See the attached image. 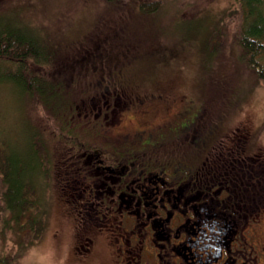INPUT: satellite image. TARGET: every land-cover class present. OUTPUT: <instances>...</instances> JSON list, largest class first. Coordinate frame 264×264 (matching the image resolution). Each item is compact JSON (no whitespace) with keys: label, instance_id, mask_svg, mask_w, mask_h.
I'll list each match as a JSON object with an SVG mask.
<instances>
[{"label":"flooded vegetation","instance_id":"af4514ba","mask_svg":"<svg viewBox=\"0 0 264 264\" xmlns=\"http://www.w3.org/2000/svg\"><path fill=\"white\" fill-rule=\"evenodd\" d=\"M123 60L65 86L55 117L45 110L56 160L41 154L48 173L21 193L37 206L60 188L85 259L106 247L112 264H264L258 131L223 130V114L160 81L167 68L146 81Z\"/></svg>","mask_w":264,"mask_h":264},{"label":"rangeland","instance_id":"374dc122","mask_svg":"<svg viewBox=\"0 0 264 264\" xmlns=\"http://www.w3.org/2000/svg\"><path fill=\"white\" fill-rule=\"evenodd\" d=\"M4 2H7L5 6ZM238 3L237 0H163L159 10L150 15L139 10L136 0L121 1L115 6L105 0H0L3 4L0 12L8 16L14 11L45 43L58 37V43L62 44H58V51L72 43L68 46L72 48L68 56L77 54V44L82 38L87 41L106 25L112 26V32L126 30L121 35L129 36L128 44L115 59L128 58L126 65L138 69L146 81L150 72L167 68L163 71L166 74L158 76L161 82H166L163 84L177 83L178 90L194 99L195 107L202 104L199 99L205 105L208 99L206 106L212 108V114H223V130L236 129L243 123L255 134L258 131L256 140L264 151V81L241 62L234 43L241 20ZM4 23L17 24V20L7 17ZM115 42L119 47L124 45L121 37ZM92 69L96 72L97 68ZM33 70L40 72L35 67ZM21 93L9 80L0 83V170L4 145L23 157L31 153L29 149L37 148L53 167L56 143L52 140L59 139L58 126L50 122L40 105ZM132 124L139 123L132 121ZM35 156L38 162L39 157ZM49 174L51 177L45 175L42 182L53 183L55 170L50 168ZM3 190L0 177V191ZM60 192V188H56V193L50 191L47 201L40 198L37 206L31 207L40 219L37 237L26 226L28 220L27 223L23 220L24 225L19 222L16 234L0 223V255L10 256L9 264H13L11 255L15 251L14 264H112L106 247H99L90 259L84 258L80 248L83 238L79 236L86 234L75 231L72 221L65 217V203L57 199ZM5 214L0 204V222L6 219Z\"/></svg>","mask_w":264,"mask_h":264},{"label":"trees","instance_id":"16d2710c","mask_svg":"<svg viewBox=\"0 0 264 264\" xmlns=\"http://www.w3.org/2000/svg\"><path fill=\"white\" fill-rule=\"evenodd\" d=\"M105 1L108 5L115 6L125 0ZM237 1L241 20L237 25L234 43L239 50L241 62L254 70L258 79L264 81V0ZM7 2H4V6ZM136 2L141 12L150 15L159 10L161 3L158 0H136ZM17 11L19 10L15 12ZM7 17L16 19L17 24L4 23ZM18 18L14 11L8 16L0 12V83L4 80L11 81L21 90L22 96L30 97L51 115L55 113L52 105L58 103L64 96L63 88L74 83L76 79L81 82L87 81V77L93 72L92 68H97L96 72H102L107 71L111 65L124 67L123 57L115 59V55L124 51L125 44H128L129 36L121 35L126 32L121 27V30H124L122 32H112L114 31L112 26L106 25L100 32L96 31L97 33L89 37L87 34L85 36L88 37L87 41L82 38L77 44V54L68 56L67 53L72 50L68 46H72V43L67 44L66 48L63 47L64 50L60 47L61 50L58 51V44L62 46L61 42L57 41L58 37H53L52 41L45 43L46 40L37 35L35 29L30 31L26 26L30 25L23 24L24 21ZM118 37L124 40L122 47L115 42ZM125 59L129 63V59ZM34 67L40 72L34 71ZM199 101L203 103L201 99ZM205 107L207 109L206 105ZM36 134L38 135L36 137H39L38 130ZM1 149L3 155L0 174L3 175V185H5L3 192L0 191V204L7 214L4 215L6 219L0 223L8 227L11 233L16 234L20 229L19 222L24 220L27 223L28 220L26 226L32 229V234L37 237L41 229L40 219L32 211L31 207H35L33 201L26 198L24 192L21 193V189L25 181L29 183L37 179L38 174L43 170L41 163L35 159V155L41 159L42 152L37 148L34 151L29 149L31 153L23 157L17 150H11L8 146L4 145ZM19 243L17 245L20 247ZM9 260L10 256L0 255V264H9ZM16 261L15 251L11 255V262L14 264Z\"/></svg>","mask_w":264,"mask_h":264}]
</instances>
